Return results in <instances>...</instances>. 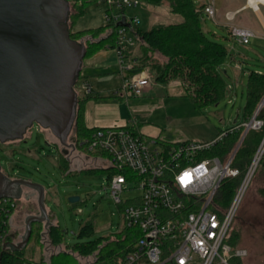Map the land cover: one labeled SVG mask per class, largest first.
I'll list each match as a JSON object with an SVG mask.
<instances>
[{"label":"rangeland","instance_id":"374dc122","mask_svg":"<svg viewBox=\"0 0 264 264\" xmlns=\"http://www.w3.org/2000/svg\"><path fill=\"white\" fill-rule=\"evenodd\" d=\"M206 1L195 0L197 5ZM246 2L247 0H216V6L223 13L226 9L236 11L231 25L238 24L254 30L255 36L247 44L238 43L230 34L231 25L224 27L216 22V18L223 16L222 12L217 11L216 18L203 16L204 22L210 29L209 35L230 49L221 64L227 89L225 96L218 103L197 107L192 98L177 84L180 82L182 85L179 78L171 80L168 83L170 85L154 81L151 91L146 90L142 96L127 94L123 87L118 61H113L110 66H103L101 62L89 65L87 62L89 57L83 59V78L82 75L78 78L79 81L77 80L74 89L79 96H86L85 86L88 85L90 92L107 96L106 101L104 100L105 104L100 108L104 115L114 114L117 119L124 122L123 124L136 121L140 131L148 136L173 142L184 140L205 142L218 138L222 132L229 131L236 124L235 118L238 119V123L244 119L250 72L255 70L264 73V1L260 0L257 7L239 10L246 5ZM69 6L70 26L73 20L70 19V15L75 11L72 0ZM81 8L84 9V13L75 19L72 26L74 31L105 24L107 9L105 3L87 1ZM129 13L139 16L138 26L144 30L155 24L176 23L183 19L170 10L168 2L153 5L141 1L136 8L130 9ZM79 41L86 44L85 39ZM157 56L162 62L165 60L164 56ZM237 63H241L243 69L239 68ZM134 72L126 71L125 75L131 76ZM151 73L154 77V73L152 71ZM117 90L119 93L115 94ZM74 135L73 129L71 136ZM86 156L84 153H77L71 144H60L59 139L50 129L42 127L37 122L27 130L22 139L0 141L1 170L12 178H24L43 185L44 206L50 216V223L58 224L63 233L62 245L53 246L46 237L45 231L42 243L37 241L38 230H35L31 240L22 248V257L28 261L49 263L53 252L65 249L81 240L78 232L81 225L89 220L93 221L95 227L92 238L111 236L124 229L126 224L122 207L111 196L109 171L82 170L102 167L106 160L104 158L94 160ZM66 158L68 167H65ZM128 186L134 187V183ZM27 190L30 189L23 186L24 195L22 194L19 199L17 205L19 209L15 211L16 220L15 216L13 218V226L17 229L18 235L27 232L25 218L30 211L29 203L25 200ZM139 193L134 189L125 191L122 199L127 201ZM73 196H78L79 200L72 202L70 199ZM231 228L235 235V244L248 251V255L242 258V263L264 264L263 166L255 172ZM15 242L18 243L19 239H15Z\"/></svg>","mask_w":264,"mask_h":264},{"label":"built area","instance_id":"2783aa9c","mask_svg":"<svg viewBox=\"0 0 264 264\" xmlns=\"http://www.w3.org/2000/svg\"><path fill=\"white\" fill-rule=\"evenodd\" d=\"M81 1L78 0L79 3ZM95 1L107 5L105 21L118 25L115 49L126 93L144 95L153 74L146 69H136L137 58L130 54L138 43L136 28L140 19L129 11L136 8L141 0ZM215 1L203 3L204 16L216 18ZM246 7H253L251 0H247ZM226 15L228 19L234 16L229 12ZM230 34L240 44H247L255 36L251 28L238 25L230 26ZM237 66L242 68L241 63ZM126 71L135 72L126 76ZM85 88L89 94L90 86ZM118 93L117 90L115 94ZM263 124L255 114L242 126L246 134ZM232 131L233 128L222 132L212 141L173 142L146 135L135 121L124 125L96 126L87 138L79 140V146L85 147L82 150L76 146L79 154L84 153L94 160H106L102 167L112 171L109 176L111 196L122 207L125 227L141 232L136 242L115 262L100 260L94 253L78 255L81 264H234L233 258L246 257L247 249L232 247L228 236L264 153V139L231 204L223 208L218 199L221 185L224 180L240 173L233 166V161L242 142H238L225 159L209 155L208 151ZM74 144H77V138ZM98 153H105L106 158ZM130 183H134V187H129ZM133 189L140 193L123 201L122 194ZM16 200L0 198V249L15 248L26 235L25 232L18 235L13 226L14 213L18 209ZM17 238L18 243L15 242Z\"/></svg>","mask_w":264,"mask_h":264},{"label":"trees","instance_id":"16d2710c","mask_svg":"<svg viewBox=\"0 0 264 264\" xmlns=\"http://www.w3.org/2000/svg\"><path fill=\"white\" fill-rule=\"evenodd\" d=\"M95 0H78L73 2L75 8L71 13L70 35L75 40H86V54L84 58L104 48H116L118 25L113 21H105V24L82 30H73L75 19L84 13L81 8L85 2ZM153 5L169 3L173 13L182 16V21L168 24H155L149 29L136 28L138 36L137 46L131 51L136 56V69H148L154 73L153 79L165 84L171 80L181 79L186 95L190 96L199 108L206 105L218 103L226 93L227 83L221 64L227 57L229 49L220 41L212 38L209 32L203 29V3L197 5L195 0H141ZM137 50V51H136ZM156 54V56H155ZM157 55H162L165 60L162 62ZM83 78L82 70L78 78ZM78 80V79H77ZM79 81V80H78ZM76 81V83L78 82ZM247 103L245 105L244 119L236 123L223 140L216 143L209 151V155H217L221 159L227 158L234 150L237 143L244 134L245 127L242 123L249 121L255 114L264 122V104L259 111L257 109L264 98V73L252 70L248 81ZM107 97V96H105ZM98 96H79L77 117L75 121L76 146L82 150L85 147L79 146V140L87 138L96 127H89L85 122L86 102ZM257 112V113H256ZM264 139V124L259 129H250L244 136L233 161V166L238 168L240 173L232 178L223 181L219 193V201L223 208H227L240 184L242 183L248 167ZM106 156L105 153H98ZM65 167H68L66 158ZM264 167V153L257 166ZM97 169L107 170L110 175L111 169L103 167L84 168L85 171ZM257 171V170H256ZM19 200H16L18 205ZM14 211V210H13ZM4 215V214H3ZM2 217L5 218V215ZM37 225V226H36ZM36 226V227H35ZM38 230L37 241L42 243L43 233L53 246H60L63 242V233L58 224L50 223L47 227L40 221L32 222V233L29 241ZM95 234V227L92 220L81 225L78 232V240L72 246L53 252L50 255L49 263L44 261L34 263L22 257V248L0 249L2 264H81L78 255L88 256L96 253L98 259L106 262H115L118 256L125 253L140 237L141 232L136 228L124 227L121 231L109 235L92 238ZM11 236H9L10 238ZM235 235L232 228L229 232L228 242L232 247H238L235 242ZM28 241V242H29ZM234 264H243L242 258H233Z\"/></svg>","mask_w":264,"mask_h":264},{"label":"water","instance_id":"95a60500","mask_svg":"<svg viewBox=\"0 0 264 264\" xmlns=\"http://www.w3.org/2000/svg\"><path fill=\"white\" fill-rule=\"evenodd\" d=\"M69 13V0H0V141L22 139L35 122L67 140L79 100L74 86L87 49L84 42L71 38ZM263 104L264 99L257 112ZM7 175L0 164V198L21 197L23 186L40 190L43 216L28 218L24 240L15 246L22 248L30 239L32 222L50 224L45 189ZM70 200L77 202L79 197Z\"/></svg>","mask_w":264,"mask_h":264},{"label":"crops","instance_id":"0c3cea01","mask_svg":"<svg viewBox=\"0 0 264 264\" xmlns=\"http://www.w3.org/2000/svg\"><path fill=\"white\" fill-rule=\"evenodd\" d=\"M244 6L245 5L240 7L239 10L244 9ZM217 11H219V13L220 12L223 13V11L218 9V8H217ZM228 12L230 14H232V15H235V13H236V11H233L232 9H226L224 11V13L222 14L223 16L221 18H216V22L218 24L224 26V27L228 26V25H231L232 19H228L227 15H226ZM203 16H202V18H203ZM236 25H238V24H236ZM238 26H242V25H238ZM244 27H246V26H244ZM203 29H204L205 32H209L210 31L208 25L204 22V19H203ZM113 61H117L116 49L112 48V50H110V48H104V49H102L101 52L98 51V52L94 53L92 56H89V59H88L87 62L89 63V65L90 64L92 65V64L97 63V62L98 63L101 62V64L103 66H110ZM84 68H85V66H84ZM241 69H243V67ZM146 70H148V69H146ZM84 76H86V75H84ZM154 81H155L154 79L151 80V83H150V86L147 89V92L151 91V89L153 88ZM177 84H179L183 88V86L181 85L180 82H177ZM168 85H170V84H168ZM87 95H92V96H98L99 97V98H92V99H90V100H88L86 102V106H85V122H86L87 126L96 127V126L124 125L123 124L124 122L120 121L119 119H117L114 114L106 116V115H104L102 113L103 111L100 110L101 106H103L105 104V101H106L105 99H107V97H105L104 95H101L98 92H96V93L90 92ZM96 109H98V111H96ZM15 215L17 216V212L14 213V216ZM16 216H15V220H16Z\"/></svg>","mask_w":264,"mask_h":264},{"label":"flooded vegetation","instance_id":"af4514ba","mask_svg":"<svg viewBox=\"0 0 264 264\" xmlns=\"http://www.w3.org/2000/svg\"><path fill=\"white\" fill-rule=\"evenodd\" d=\"M77 109H78V105H77ZM76 117H77V114H76ZM75 121H76V118H75ZM75 121L73 123V126L68 134V137H67V140L66 141H62L60 138H58L54 133V135L59 139V142L60 144H71L74 148V150H77V153L80 152V150L76 147V145L74 144V139L75 137L74 136H71V132L72 130L74 129V126H75ZM70 136V137H69ZM20 140V139H19ZM11 141V140H10ZM52 143V142H51ZM56 146L58 145L56 142H53ZM8 174V173H7ZM8 178L10 179H15L17 177H13L11 175H7ZM27 188H29L30 190L26 191L25 192V200L29 203V209L30 211L28 212V216H26L25 218V222L27 224V220L28 218H30L31 216H43V213L39 207V196H40V190L38 187H30V186H27ZM23 195H24V192H23ZM22 196V195H21ZM18 200L21 199V197L17 198ZM21 209V208H20ZM26 215V213L24 214ZM44 223V222H43Z\"/></svg>","mask_w":264,"mask_h":264},{"label":"bare ground","instance_id":"6f19581e","mask_svg":"<svg viewBox=\"0 0 264 264\" xmlns=\"http://www.w3.org/2000/svg\"><path fill=\"white\" fill-rule=\"evenodd\" d=\"M260 0H251L252 4H253V7H257L258 3H259ZM264 1V0H262Z\"/></svg>","mask_w":264,"mask_h":264}]
</instances>
